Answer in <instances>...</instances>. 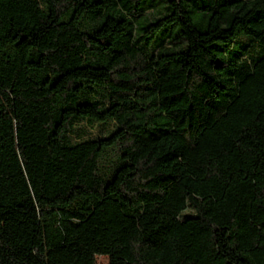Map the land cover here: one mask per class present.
<instances>
[{
    "label": "trees",
    "instance_id": "obj_1",
    "mask_svg": "<svg viewBox=\"0 0 264 264\" xmlns=\"http://www.w3.org/2000/svg\"><path fill=\"white\" fill-rule=\"evenodd\" d=\"M100 255L264 264V0H0V264Z\"/></svg>",
    "mask_w": 264,
    "mask_h": 264
},
{
    "label": "rangeland",
    "instance_id": "obj_2",
    "mask_svg": "<svg viewBox=\"0 0 264 264\" xmlns=\"http://www.w3.org/2000/svg\"><path fill=\"white\" fill-rule=\"evenodd\" d=\"M95 130H98V128ZM108 263H109V258L107 256H103V255L97 256L96 264H108Z\"/></svg>",
    "mask_w": 264,
    "mask_h": 264
}]
</instances>
